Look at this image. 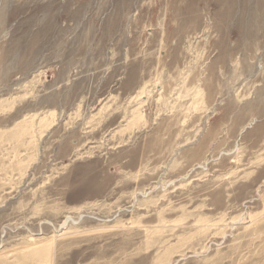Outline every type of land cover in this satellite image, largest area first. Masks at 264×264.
<instances>
[{"label":"rangeland","instance_id":"rangeland-1","mask_svg":"<svg viewBox=\"0 0 264 264\" xmlns=\"http://www.w3.org/2000/svg\"><path fill=\"white\" fill-rule=\"evenodd\" d=\"M0 255L264 264V0H0Z\"/></svg>","mask_w":264,"mask_h":264},{"label":"bare ground","instance_id":"bare-ground-1","mask_svg":"<svg viewBox=\"0 0 264 264\" xmlns=\"http://www.w3.org/2000/svg\"><path fill=\"white\" fill-rule=\"evenodd\" d=\"M2 105V104H1ZM3 106V105H2ZM40 121V120H39ZM46 118H41V124H45L46 122ZM28 122V121H27ZM43 127V126H42ZM16 131V135H13L12 137L14 138V139H16V141H17V143H21V145H27V144H29L30 143V141H29V138H30V136H31V131H30V124H28V123H21V124H17L16 125V127L14 128V130H13V133ZM34 245V244H33ZM43 247V246H42ZM41 247V248H42ZM35 248V247H34ZM39 248V250L41 249L40 247H38ZM43 248H45L46 249V247H43ZM50 248H51V246H50ZM50 248H47V249H49L50 250ZM32 249V248H31ZM45 249H42V251L43 250H45ZM29 250V249H28ZM32 251H33V249H32ZM31 251V252H32ZM48 251V250H47ZM28 252V251H27ZM26 252V253H27ZM31 252H28V254L30 253L31 254ZM35 252H37L38 253V251H37V249H36V251ZM39 252H41V251H39ZM44 252V251H43ZM45 252H46V250H45ZM23 253V252H22ZM20 254V253H19ZM18 254V255H19ZM29 254V255H30ZM33 254L34 253H32V256H33ZM39 254V253H38ZM38 254L36 255V256H38ZM45 254V253H44ZM1 256V255H0ZM28 256V255H27ZM23 257V256H22ZM28 257H30V258H32V259H34L35 258V256H34V258L33 257H31V256H28ZM3 258V257H2ZM5 258V257H4ZM25 258V257H24ZM23 258V259H24ZM20 259V258H19ZM32 259H30L29 261H28V263L29 262H31V260ZM25 262H27V261H25ZM23 263V262H22ZM20 264H21V262H20Z\"/></svg>","mask_w":264,"mask_h":264}]
</instances>
